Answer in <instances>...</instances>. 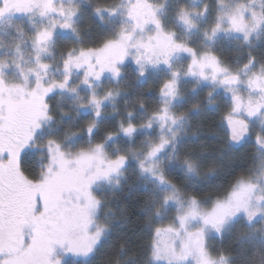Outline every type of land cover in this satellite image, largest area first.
I'll list each match as a JSON object with an SVG mask.
<instances>
[{
	"label": "snow or ice",
	"instance_id": "6c2138e0",
	"mask_svg": "<svg viewBox=\"0 0 264 264\" xmlns=\"http://www.w3.org/2000/svg\"><path fill=\"white\" fill-rule=\"evenodd\" d=\"M85 10L105 25L102 35L80 27ZM258 45L264 0H0V264H76L68 256L94 264L126 219L106 194L125 187L145 197V264H264ZM129 59L138 80L159 77L151 109L141 96L121 113L117 99L127 93L102 90L105 73L125 78ZM187 83L194 95L210 89L205 103H190ZM225 95L226 139L212 146L219 137L200 133L199 121ZM56 96L71 107L54 105ZM113 117L114 128L101 131ZM251 142L259 166L228 170L223 194H202ZM128 243L108 264H141Z\"/></svg>",
	"mask_w": 264,
	"mask_h": 264
},
{
	"label": "trees",
	"instance_id": "16d2710c",
	"mask_svg": "<svg viewBox=\"0 0 264 264\" xmlns=\"http://www.w3.org/2000/svg\"><path fill=\"white\" fill-rule=\"evenodd\" d=\"M84 15H86V13ZM89 19L90 22L88 23L86 22L87 18L82 20L80 27L82 29L90 27L92 32H95L96 30L99 32V30L102 29L101 25L98 24L96 20L93 21V19ZM108 89H119L122 93H127V95L122 94L117 99V108L121 113L124 111L125 101L135 103L136 99L141 96H143L147 107L150 109L154 107L152 104L153 98L150 96V93H153L157 87L153 85H150V87L143 85L141 81L137 79L136 73L131 70V68H128L125 71V78L118 84L113 81L103 82L102 90ZM65 99L66 98L61 100L59 96H56L52 103L54 105L60 104L67 110L69 109V105ZM84 117V123H87L91 119L86 116V114H84ZM115 123L116 118L113 117L107 124L101 126V131H103L104 128H114ZM208 124H211L209 128L210 131L212 129V123ZM209 150L211 151V148H209ZM37 159L38 153H34L32 156L33 163ZM245 160H247V158L237 156L236 158L228 159L227 162H224L225 176L216 181V183L210 187H202V194H220L231 180V177L227 176V171L232 170L235 173L240 172L241 169L247 165L244 162ZM129 183H131V181H129ZM107 197L112 211L117 213V215H120L121 209H123L126 219L122 221V227L116 228V230L111 233L110 239L104 243L100 253L95 257L94 264H108V261L115 260L118 255L119 244L124 240H128L129 242L128 256L141 261V264H145L147 257V244L150 239V233L145 229V219L141 212L145 197L140 192L129 191L128 187H125L123 191H118L115 194V197H113L112 194H107ZM75 262L76 264H86V260Z\"/></svg>",
	"mask_w": 264,
	"mask_h": 264
},
{
	"label": "flooded vegetation",
	"instance_id": "af4514ba",
	"mask_svg": "<svg viewBox=\"0 0 264 264\" xmlns=\"http://www.w3.org/2000/svg\"><path fill=\"white\" fill-rule=\"evenodd\" d=\"M233 48H234V46H227L226 50L224 52V54L229 57L230 61H234L235 57L237 55H239L234 50H232L231 53L229 52V49H233ZM261 52H264V46L258 45L255 54L259 57ZM128 68H131V70H133L135 72V64H129V61L127 60L125 62V71ZM106 81H112V79L111 78H109V79L105 78V82ZM140 81L145 86L150 87V85H153V86L157 87V89L153 93H150V96L154 99L157 96V91H158V86H159V77L158 76H152L151 78H149L147 80H140ZM193 87H194V85L192 83L184 84L182 86V92L189 99L190 103H196V102L205 103L206 102L205 97L207 96V93H208V91H210V89L208 87L202 85L199 89H197L198 95H194L192 93ZM226 101H227L226 95L223 98L218 96L216 99V104L219 105V109L218 110L217 109H205L204 115L200 118V121H199L200 133H202L204 136H211L212 134H216L219 137V139L213 140L210 142L212 146H219L221 141L226 139V137L224 135L223 126L221 125V116H222V114H224L225 112L228 111V104L226 103ZM208 123H212V129L210 131H209V128H210L211 124H208ZM197 126H198L197 122H194L193 131L197 130ZM237 156H243V158H247V160L244 161L247 165H245L241 169L240 172L235 173L237 175L245 173L247 171V169H249V168L255 169L259 166L260 161L257 158L256 147H255L254 142H251V143H248L247 145H245V147L243 149H241L240 152L234 153L231 158L225 159L223 161V163L227 162L228 159L230 160L232 158H236ZM224 190L225 189H223L220 194H223ZM211 243L216 248H220L222 246L220 244V242L217 240H213V241H211ZM233 243H234V241L230 238L224 242L223 247H225V248L229 247V246L233 245Z\"/></svg>",
	"mask_w": 264,
	"mask_h": 264
},
{
	"label": "rangeland",
	"instance_id": "374dc122",
	"mask_svg": "<svg viewBox=\"0 0 264 264\" xmlns=\"http://www.w3.org/2000/svg\"><path fill=\"white\" fill-rule=\"evenodd\" d=\"M85 13H86V15H84L83 20H84L85 18H87V21H86V22L88 23V22H90V19H89V18H91V19H93V21L96 20L97 23L101 25V28H102V29H100L99 32H98L97 30H96L95 32H92L93 35H94V36L102 35V34L105 32V25L102 24L101 21H100L99 19L93 17V16L91 15V13H90L88 10H85ZM128 61H129V64H135L134 61H133L132 59H129ZM135 68H136V65H135ZM153 76H156V75L154 74ZM105 78H106V79L111 78L110 74H109V73H105V74H104L103 82H105ZM155 98H156V99H155ZM155 98L152 100V104H153L154 106L157 104V96H156ZM65 100H66V102L68 103L69 108H70V107H71V100L68 99V98H66ZM85 114H86V116H88L89 118H91L87 113H85ZM108 194H110V193H108ZM106 195H107V194H106ZM107 199H108V197H107ZM104 211L107 212V208H105ZM65 259H66V260H69V261H81V260L83 261V260H86L84 257H72V256H68V257H66Z\"/></svg>",
	"mask_w": 264,
	"mask_h": 264
}]
</instances>
